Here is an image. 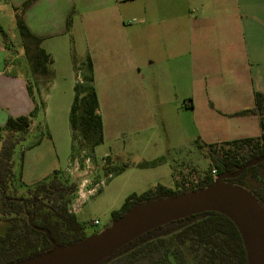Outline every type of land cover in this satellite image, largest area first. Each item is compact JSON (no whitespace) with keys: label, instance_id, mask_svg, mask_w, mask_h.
<instances>
[{"label":"crops","instance_id":"0c3cea01","mask_svg":"<svg viewBox=\"0 0 264 264\" xmlns=\"http://www.w3.org/2000/svg\"><path fill=\"white\" fill-rule=\"evenodd\" d=\"M27 1L30 0H0V12H8L14 18V9L20 8ZM126 2L127 0H31L23 13L30 33L41 41L40 48L52 60V78H58V72L63 67L66 73L64 77L71 79L72 89L75 77L68 74L69 68L71 74L73 71L72 51L78 60L87 56L90 58L94 87L100 69L128 70L139 67L138 81H120L109 86L108 104H104L95 87L103 143L94 152L98 148H104L101 159L107 158L108 162L118 160L122 154H128L129 145L136 143L142 146L145 154L158 155L144 158L146 162L163 157V145L169 143V138L165 135L163 143L158 135L138 129L145 119V108L149 103L148 84L155 87V102L163 114L169 106H177V110L185 112L194 110L192 89L196 73L200 76L199 82L206 88L204 101L212 100L211 102L222 106L241 107L234 110L219 109L216 112L221 117H233L236 113L251 109L255 93L264 96V0H241L237 3L236 11L228 3H222L220 7L213 5L212 10L210 5L202 1L191 2L187 3L185 9L187 17L182 19L175 12L184 6L181 3L145 2L141 8V17L139 14V32L133 37L124 33L126 26L121 20V11ZM80 9L100 11L105 16L106 20L101 25L104 34L92 39L78 38L74 33L72 19L67 33L68 17H71L73 11ZM189 9H196L201 13L196 18L186 13ZM164 10L165 14H162L161 11ZM221 14L223 19L232 17L230 23L222 25ZM249 17H256V20L252 21ZM137 56L139 60L145 61L146 66L155 68V81H151L153 84L147 82V77L141 73ZM8 65L6 47L0 38V127L8 118L29 115L36 104L34 88L30 96L23 80L6 74ZM218 79L221 81L220 85L216 83ZM51 83L48 88L54 89L55 85ZM175 98L178 100L175 101ZM127 115L131 119L122 124L120 121H124ZM121 116L123 117L120 118ZM236 117L242 118L244 129L252 127L253 122H256L258 135L228 140L219 138L202 143L216 144L260 135L257 117ZM110 128H113L112 132ZM183 135L187 143L203 141L199 136L194 138V135H189L187 128ZM81 193H78V199L81 198Z\"/></svg>","mask_w":264,"mask_h":264},{"label":"rangeland","instance_id":"374dc122","mask_svg":"<svg viewBox=\"0 0 264 264\" xmlns=\"http://www.w3.org/2000/svg\"><path fill=\"white\" fill-rule=\"evenodd\" d=\"M149 1L183 4L184 6L180 11H175L180 19L187 17L185 14L187 3L202 1L210 5L212 10L213 5L220 7L222 3H228L235 10L237 3L241 2V0H127L124 9L121 11V20L126 26L124 33H128L131 37L137 36L139 14L141 17L142 13L141 8L145 2ZM161 12L165 14V10ZM100 13V11L92 9L73 11L70 16L75 35L78 38L88 37L92 39L104 34L101 25L106 18ZM186 13L197 18L201 12L196 9H189ZM220 18L222 25L228 24L232 20V17L223 19L222 14ZM243 19L245 20L246 17ZM249 19L255 21L256 17H249ZM0 38L6 47L9 61L6 74L19 77L26 84L31 83L35 90L33 96L37 108L28 134L14 150L12 157L14 177L6 194L12 198H27V189L31 185L49 176L53 171L60 172L62 182L74 183L77 186L76 192L71 196L72 201L68 208L71 213H75L77 221L84 226L87 236L97 234L107 228L111 223V213L119 210L124 200L131 194H141L156 185L169 186L173 189L175 183H178L181 190L183 187L186 190L195 188L197 182L203 179L209 171V161L205 157L206 150L199 148V145L204 142H212L219 140V138L228 140L258 135L256 122H253L252 127L244 129L242 118L236 116L224 118L216 112L223 108L234 110L241 107L218 105L214 100L215 103L211 102L210 97L208 98L211 101H204L206 88L203 87V83L199 82L200 76L197 73L194 89H192L193 111L185 112L177 110V106H169L163 114L155 102V87L148 84L147 98L149 103L148 107L145 108V119L138 129L147 131L146 133L150 132L152 135H158L161 141H165L166 136L169 138V143L162 141L165 143L162 153L165 163L154 168H139L138 165L145 162L144 158L158 155L154 153L145 154L142 146L136 143L129 145L128 154H122L117 160L119 161L117 165L126 164V169L120 175L106 177L109 168L101 159L104 148H98L93 154L81 151L75 157L74 162L71 161L69 109L73 100V89L71 88V79L64 77L66 74L64 68L61 67L59 70L58 78H52L51 85H55V88L44 90L42 85L44 79L33 77L29 71L15 19L8 12H0ZM218 58L220 59L219 56ZM137 61L140 63L138 66L141 65V73L147 77V82L155 81L153 77L155 68L146 66L145 61L139 60L138 56ZM59 64L62 66V61ZM51 66L49 68L54 74ZM80 66L82 65L76 66L78 69L76 82H81L86 74L85 69ZM138 70L139 67L128 70L125 68L100 69L96 77L95 87L101 94L104 104H108L110 101L109 86L120 81L127 83H133L134 80L138 81ZM68 74L75 77L74 70L71 74L70 68ZM220 76L223 75L220 74ZM216 83L220 85L221 81L218 79ZM210 92L215 93V91ZM176 100L178 98H175ZM130 119L131 116L127 115L124 121L120 122L125 124L124 122H129ZM3 126L0 127L1 137L7 135ZM185 128L188 129L189 135H194V138L199 136L203 141L198 140V144L195 143V140L189 143L185 142L183 135ZM112 130L113 128H110V132ZM211 175L215 174L211 172ZM79 190L82 191L80 199H78L80 197L78 195ZM89 191L91 192L87 193ZM8 217L10 216L0 215V236L4 234L7 228L4 220ZM26 218H28V214Z\"/></svg>","mask_w":264,"mask_h":264},{"label":"trees","instance_id":"16d2710c","mask_svg":"<svg viewBox=\"0 0 264 264\" xmlns=\"http://www.w3.org/2000/svg\"><path fill=\"white\" fill-rule=\"evenodd\" d=\"M30 3L31 0L14 9V19L29 71L33 77L44 79L42 85L47 90L53 77L49 68L52 60L40 48L41 41L30 33L24 22L23 13ZM70 26L71 17H68L67 33ZM72 63L75 83L69 109V127L70 156L74 162L81 151L93 154L94 149L103 143V133L91 60L88 56L78 60L72 51ZM79 65H82L80 67L85 69L86 74L81 82H76V66ZM26 89L31 96V83L26 84ZM36 109L35 105L27 116L8 118L3 126L7 135L0 136V215L10 216L4 220L7 228L0 236V264H16L48 253L53 250L51 242L64 247L95 235L87 236L84 226L69 211L71 196L76 192L77 186L62 182L58 171H53L31 185L27 189V198H12L6 194L14 177V150L28 134ZM235 116L257 117L260 135L256 138L199 145V148L206 150L209 171L197 182L195 188L186 190L183 187L181 190L178 183H175L173 189L156 185L141 194H131L119 210L111 213V222L137 205L197 192L209 186L214 178L232 175L245 164L264 158V96L255 93L253 107L236 113ZM195 143L198 144L197 141ZM164 161V157H160L140 163L138 167L154 168ZM103 162L109 168L106 177L120 175L127 167L126 164L118 166L117 160L108 162L105 158ZM211 172L215 175H211ZM225 182L247 191L264 212V162L247 168L237 178ZM99 264H246V257L234 225L222 215L207 212L154 229Z\"/></svg>","mask_w":264,"mask_h":264},{"label":"water","instance_id":"95a60500","mask_svg":"<svg viewBox=\"0 0 264 264\" xmlns=\"http://www.w3.org/2000/svg\"><path fill=\"white\" fill-rule=\"evenodd\" d=\"M261 162L264 158L245 164L232 175L216 177L197 192L137 205L92 237L64 247L51 242L52 251L16 264H99L154 229L207 212L222 215L234 225L246 264H264V212L247 191L225 182ZM47 238L50 241L48 234Z\"/></svg>","mask_w":264,"mask_h":264},{"label":"built area","instance_id":"2783aa9c","mask_svg":"<svg viewBox=\"0 0 264 264\" xmlns=\"http://www.w3.org/2000/svg\"><path fill=\"white\" fill-rule=\"evenodd\" d=\"M94 191V190H93ZM91 191L87 192V193H90ZM78 193H81V190H79ZM94 224H97V222H94Z\"/></svg>","mask_w":264,"mask_h":264}]
</instances>
